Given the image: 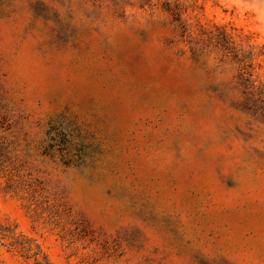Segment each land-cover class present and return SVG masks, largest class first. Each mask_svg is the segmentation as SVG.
<instances>
[{
    "label": "rangeland",
    "instance_id": "1",
    "mask_svg": "<svg viewBox=\"0 0 264 264\" xmlns=\"http://www.w3.org/2000/svg\"><path fill=\"white\" fill-rule=\"evenodd\" d=\"M0 264H264V0H0Z\"/></svg>",
    "mask_w": 264,
    "mask_h": 264
}]
</instances>
